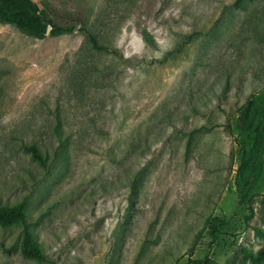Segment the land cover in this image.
<instances>
[{
  "label": "rangeland",
  "instance_id": "374dc122",
  "mask_svg": "<svg viewBox=\"0 0 264 264\" xmlns=\"http://www.w3.org/2000/svg\"><path fill=\"white\" fill-rule=\"evenodd\" d=\"M33 1L74 30L0 23V205L25 200L49 262L16 224L0 264H262L242 252H264V140L241 114L264 107V0Z\"/></svg>",
  "mask_w": 264,
  "mask_h": 264
},
{
  "label": "trees",
  "instance_id": "16d2710c",
  "mask_svg": "<svg viewBox=\"0 0 264 264\" xmlns=\"http://www.w3.org/2000/svg\"><path fill=\"white\" fill-rule=\"evenodd\" d=\"M0 23L11 25L36 37H43L47 33L51 36H60L74 30V26L60 25L55 22L48 9L41 7L33 0H0ZM85 32L88 34L90 41L95 43L94 36L88 31ZM241 122L244 131L255 134L257 140H264V107L258 108L250 103L242 110ZM23 147L34 159L42 164L45 163L43 155L34 144L24 145ZM255 151L258 150L247 151L244 149L237 168L238 184H242L245 188L246 186L251 188L260 169V155ZM217 221V218H212L208 222L211 242H216L219 238L220 231ZM16 224L22 226L20 231V250L22 254L41 262H49L42 247L32 240L30 223L26 221L25 200L12 206L0 205V225L8 227ZM242 253L246 259L264 264V252L253 253L244 249ZM194 264L219 263L205 258L196 261Z\"/></svg>",
  "mask_w": 264,
  "mask_h": 264
}]
</instances>
